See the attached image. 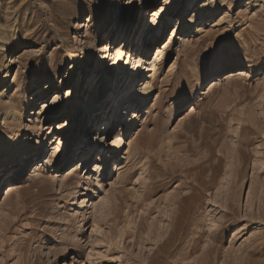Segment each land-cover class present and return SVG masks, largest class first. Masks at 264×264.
Instances as JSON below:
<instances>
[{
  "label": "rangeland",
  "instance_id": "obj_1",
  "mask_svg": "<svg viewBox=\"0 0 264 264\" xmlns=\"http://www.w3.org/2000/svg\"><path fill=\"white\" fill-rule=\"evenodd\" d=\"M143 1L0 0V32L10 43L0 48V74L10 71L9 83L0 85V139L23 156L10 162L9 177L0 181V224L12 221L0 231V264H80L85 254L84 264H264V0H149L147 8ZM122 3L125 27L114 40L112 22ZM133 3L136 17L120 44ZM156 8L168 15L148 30ZM181 10L185 15L175 17ZM193 17L186 36L176 23ZM159 51L145 78L154 77L156 89L149 111L132 120L139 102L127 108L118 99L105 110L106 126L91 129L84 107L89 97L96 103L113 99L121 89V62L126 65L130 55L132 67L137 56L143 72ZM57 60L51 80L45 71ZM242 62L250 68L235 69L238 74L211 87L218 69ZM109 73L113 87L102 85ZM28 100L36 104L26 110ZM13 112L24 113L20 129ZM56 123L67 134L77 129L68 142L70 163L61 164L60 152L32 178L40 137L45 144L59 142L47 129ZM106 128L97 144L96 132ZM116 134L123 138L118 153L110 148ZM81 146L85 152L75 157ZM135 146L142 163L130 155L115 173V156L128 157ZM28 149L26 177L17 178L18 189L7 197ZM104 156L107 177L96 187L95 168ZM68 176L74 194L62 184ZM34 180L39 182L28 188ZM11 207L16 212L9 217ZM106 209L114 211L108 223L96 222Z\"/></svg>",
  "mask_w": 264,
  "mask_h": 264
},
{
  "label": "bare ground",
  "instance_id": "obj_2",
  "mask_svg": "<svg viewBox=\"0 0 264 264\" xmlns=\"http://www.w3.org/2000/svg\"><path fill=\"white\" fill-rule=\"evenodd\" d=\"M148 1L149 0H144L143 1V3L145 4L144 8L148 7V3H146ZM132 2H134V0H132ZM134 3H133L134 12L131 14L129 21L126 24L127 31L123 32V30H122L121 37H123V38H122L120 44H123V42L125 41V39L127 37V33L129 31L128 29L131 27V25L133 24V21H134V19L136 17V6H135ZM121 5H122V8L116 13L115 18H113L114 21L112 22L113 25H114L113 28H112V37L114 36V40H116L117 35H118L119 31L121 30L122 26L125 27L124 26L125 25L124 21H125L126 17L123 16V12H124V9L126 8V3H122ZM185 5H187V1L182 3L183 8L185 7ZM183 8H182V10H183ZM88 9L89 8H87L86 10H88ZM182 10L180 12L179 11L176 12L174 14V16L175 17L184 16L185 12L187 10V7H186V10L184 11V13H182ZM79 14H78V16H79ZM91 15H92V11H91ZM142 15H143V10H142L140 16L142 17ZM152 15H153V18L151 19V21H152L151 23L152 24H150L151 28L149 27L148 30H151V29H153V28L158 26V24L155 25V22L157 20H160L159 23L163 22L162 18L164 16H167L168 12H167L166 8H156L155 10L152 11ZM195 19H196V17H193L190 21H185V20L181 19V21L179 20L180 22L176 23V26H178V24H181L180 25L181 33L182 34H187L186 36H188V34L191 32V30L194 29L193 28V23H194ZM91 21H92V19H91ZM137 27H138V25H136V28ZM159 29H160L159 33H162L163 25ZM5 35H6L5 32H3V31L0 32V43H1L0 48H3V47L4 48H9L8 46H9L10 43H9V40L5 37ZM118 44H119V42H118ZM118 44L116 46V48H117V56H118V58L121 59V55H122L123 51H122V46L118 47ZM159 55H160V51L157 52V55L155 56V59L153 61H151V59H149L148 63L150 64V67L145 66L143 72L141 71V68H139V66L137 64V62L139 61L137 56H133V66L132 67H131V62H130V55H129V59L126 62V65H125V63L123 64L121 62V75L123 76L122 79H121V89L119 91H116L115 96L113 97V99H112V96L109 95L108 100L106 99L107 97H104L103 99H101V101L99 103H96V102L92 101V99L89 97L88 102L86 103V105H84L85 110L87 111V115H86L85 118H87L88 115H91V117H92L91 118L92 126L90 127L91 129H95L97 126H99V125H101V124L106 122L107 111H105V110L111 104H112V106H114V104L117 105L118 99L121 100V102H120V104L122 103L121 107H127L128 106L127 108L130 107V105H131V103L133 101L139 102V105L137 107V109H139V110H135V112L131 114L132 115L131 116L132 120L134 118H136L137 116H139V114L141 112H143L145 114V113H147L149 111V108L152 106V101L154 99V96H155V93H156V89H155V86H154V77L152 79H149V80H146L145 78L147 77L148 73L151 71L152 67L156 65V61L158 60ZM60 65H61V62L59 60H57L56 62H52L50 64V66H49L50 68H47V70L45 71L46 74H48V77L51 80L55 79L56 76H54L53 72H54L55 68L59 69ZM250 66L251 65L249 63L242 62V63L233 64L232 66H223V67H221L220 69H218L212 75V76H216V78L211 80V82H210V83H212L211 87L213 85H216L219 81H223V79H225V77L227 75L228 76L229 75H233V74L236 75V74L239 73L238 71L248 70L250 68ZM103 67H102V69H103ZM8 69L11 70V67H9ZM235 69H238V71H235ZM230 70H233V71L228 72ZM9 76H10V71H8L5 76H1V74H0V85H5L6 86L9 83L8 82ZM41 82H42V77H39L36 80H34L33 81V86H34L33 89L34 90L38 89V87H39L38 85L41 84ZM107 83H109V85L111 87H113V84H115V79H114L113 75H111L110 73L109 74H105V79H104L102 85H105ZM136 84H138V88L135 86ZM31 85H32V82L28 83V86H25V88H24V92H27L28 90H30ZM116 90H118V89H116ZM57 97H59V95H57L55 97V101H54L55 104H59L60 103V100L56 99ZM34 104H36L35 101H33V100L29 101L28 100V102L26 103V110H28V108L30 106H33ZM18 107H19V105L15 103L12 108L13 109H17ZM127 108H125V109H127ZM19 114L20 113H14L13 112L12 116L18 121V123H16V127L20 129L22 127V124H21L22 122L21 121H22L24 113L20 114V115ZM119 118H120V116H119ZM127 120H129L128 117H126L124 119V123L127 122ZM111 124H112V121H111ZM114 124L115 123H113V125ZM131 124L132 123H129L128 127H130ZM62 125L65 126L62 123H56V124H52L51 126H47V129H50V132L53 130L54 134L55 133L57 134V138L56 139H59L58 144L54 145L53 140L51 142L48 141L45 144V141H44L43 137H40V139H39V143L40 144H39V148L37 150L38 153L36 154V158H38V160L36 161V167L34 168V170L32 172V178L42 175L44 168H47L51 162H55L57 159H59V158H57V156H58V154L60 152H62V155L60 156L61 157V160H60L61 164L68 165L70 163L69 153H68V149H69L68 148V146H69L68 142H70L71 140H74V138L77 137V135H76V130L77 129H76V127H73V128H71V133L67 134V133H65V131L64 132L60 131V127H62ZM105 126H106V123L102 127L104 128ZM20 131L17 132L18 135L21 133ZM98 132H99V130L96 132V135L98 137V143L96 142L97 144H99L101 142V140H103V139H101V136L104 135L105 133H107V128H106L105 132L101 131V132H103L101 135L98 134ZM0 142H1L0 143V155L3 154V152L5 150H10L11 151L10 152V156L6 160H0V168L2 170V172L0 173V175H1L0 181L2 182V181H4L5 178L9 177V174H10V172L12 170L11 169L12 166H11L10 162L21 161L23 159V156L21 157V148H14V147H11L10 145H3L4 141L1 140V139H0ZM27 143L30 144L29 148H32L33 142L28 140ZM122 143H123V138L121 137L120 134H116L115 135L114 144H112V146L110 148L112 150L116 151V153H118L120 148H121ZM7 144H9V143H7ZM47 144H50V145H49V147L47 149V153L45 154L43 149H45V146ZM72 144L74 146H76L77 145V141L71 143V145ZM133 144L134 143H132V145L131 144H129V145L133 146ZM136 147L137 146H135V152H133V150L129 148V150L126 152L127 153L126 155H128V157L127 156L126 157H124V156L121 157V155H119V154L117 156H115V158L117 159L116 166H115L116 167L115 168V173H121V170H123L125 161L127 160V158H129L130 155L133 156V158H136L137 164L138 163H142L141 162L142 161V157L140 156V153L136 149ZM84 148L85 147H83V146L78 148V150L76 151L77 153L75 154V157L81 156L82 153L85 152ZM131 148H133V147H131ZM104 151H105V149L101 150L102 153H104ZM40 152H41V154H40ZM27 153H30V154H29L28 158L26 159V161L24 162V164L23 165L20 164L14 169V171H16V172L14 173L13 177L16 178V179H13L12 183H10L6 187V189H7L6 196L7 197L10 195V193L12 191L18 189V187H19V183L18 182L19 181L17 182V180H18L17 178L19 176H21V180L20 181L22 182L23 179L26 177V174H27L28 170H25V168L27 167V165H28V163L30 161V158H31V155H32V149H28ZM40 159H42V160L39 161ZM88 161H89L88 158H86L84 160V165H83L84 167H86L88 165ZM107 163H108V158L106 156H104L103 159L98 162V166H96V168H95V171H99V176H100V178H98V180L96 181V187L100 186L102 184V182L104 181L103 177H107V176H105ZM135 165H136V163H135ZM138 165H136V168H138L137 167ZM141 166H143V165H141ZM132 167L135 168V166H132ZM142 171H144V170H142ZM140 174H142V173H140ZM88 179H89V176H88ZM36 182H39V181L34 180L32 183H30L28 185V188L33 186ZM87 182L91 183V182H94V181L90 179ZM62 184H63L64 188L66 187L70 192H72V194L76 193L75 191H73L75 186H72L73 185V177L72 176H68L65 179H63V183ZM0 208H1V206H0ZM3 208L5 209L4 206H3ZM3 208H1V209H3ZM110 209H108V210L106 209L99 217H95V221L98 222V223H101L103 225L107 224L108 221H109L108 217L110 216L111 213L114 212V211H111ZM8 211H9V213H8L9 217L13 213L16 212L14 207L8 208ZM2 222L3 223L0 224V231H3V229H7L8 227H10V223L12 221L9 218V219H4V221H2ZM80 252H82L81 248L78 247L77 254L80 253ZM80 255H81V257L83 256L81 253H80ZM86 257L88 259L89 255L85 254V258ZM85 258H82L80 264H84V260L83 259H85Z\"/></svg>",
  "mask_w": 264,
  "mask_h": 264
}]
</instances>
